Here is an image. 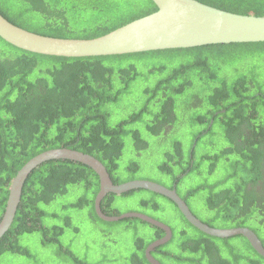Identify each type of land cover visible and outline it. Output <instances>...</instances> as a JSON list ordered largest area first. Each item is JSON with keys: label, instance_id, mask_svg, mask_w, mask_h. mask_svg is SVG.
I'll return each mask as SVG.
<instances>
[{"label": "trees", "instance_id": "trees-1", "mask_svg": "<svg viewBox=\"0 0 264 264\" xmlns=\"http://www.w3.org/2000/svg\"><path fill=\"white\" fill-rule=\"evenodd\" d=\"M200 1L232 12L264 16V0ZM156 9L151 0H0V12L12 23L59 38L99 37ZM8 46L9 51L0 49V221L18 171L36 155L65 147L97 157L115 184L146 179L172 188L178 180L177 191L183 198L188 195L184 198L188 203L194 196L207 193V210L221 217L207 224L229 223L228 228L247 225L264 244V83L252 65L250 74L239 70H235L236 75L227 74V66L237 58L263 60L264 43L94 58L44 56ZM141 81H147L140 91L143 103L121 117ZM196 84L202 86V93H209L207 98L198 95L202 93ZM191 99L190 110L198 109L206 99L210 107L194 119L201 129L186 147L173 135L179 120V100ZM219 125L225 129L227 147L203 153V145L212 144ZM152 140L161 147L158 153H150ZM157 159H161L160 164L155 163ZM222 161L232 168L231 175L183 193L182 186L192 175L205 166L210 179ZM145 169L157 172L150 170L146 175L142 173ZM99 190L97 174L83 164L50 161L37 168L25 185L11 229L0 240V264H5L7 256L35 258L23 241L28 235H40L43 247L56 245L61 249L68 229L80 232L68 215L46 209L71 191L77 192L76 200L67 203L65 209L89 207L109 227L135 224L137 231L148 229L146 235L135 238L130 264H150L146 248L166 233L140 219L103 221L95 213ZM137 196L146 214L172 229V240L153 252L163 264H264V257L244 236H209L192 226L171 200L152 192L109 194L102 209L107 215H120L115 201ZM162 205L173 210L181 227L164 216ZM48 218L62 219L60 224H49ZM109 243L114 245V241ZM175 243L176 248H171ZM63 246L67 250L60 252L74 264H92Z\"/></svg>", "mask_w": 264, "mask_h": 264}, {"label": "water", "instance_id": "water-1", "mask_svg": "<svg viewBox=\"0 0 264 264\" xmlns=\"http://www.w3.org/2000/svg\"><path fill=\"white\" fill-rule=\"evenodd\" d=\"M156 10L109 32L90 38H59L42 35L9 21L0 12V39L17 49L44 56L65 58H94L136 55L150 52L184 50L209 46L264 43V16L241 14L212 6L200 0H151ZM72 161L91 168L99 178L100 190L95 199V211L106 222L140 219L162 229L166 236L146 250L148 259L159 264L151 252L172 238L171 228L146 214L131 212L110 216L102 210L109 194L124 195L146 190L171 200L184 218L201 232L217 238L244 236L258 254L264 257V244L248 228H215L199 219L178 193L155 181L136 179L115 184L108 168L97 157L70 148H54L29 160L17 173L9 188L5 212L0 221V240L11 229L16 218L25 185L30 175L50 161Z\"/></svg>", "mask_w": 264, "mask_h": 264}, {"label": "rangeland", "instance_id": "rangeland-1", "mask_svg": "<svg viewBox=\"0 0 264 264\" xmlns=\"http://www.w3.org/2000/svg\"><path fill=\"white\" fill-rule=\"evenodd\" d=\"M0 49L2 51L10 50L9 46L1 40ZM255 58L256 57L253 56L237 58L233 64L227 66L228 76L236 75L237 73H235V70L250 74V65H252L253 71L260 73V81L264 83V57L263 60L252 61ZM145 82L147 81L139 82L136 91L129 98L128 106H126L127 112L125 111L124 113H121V117L128 112L130 113L137 109L139 103H143V92L140 91L142 90L141 86L144 85ZM195 88L196 90H199L200 93H202L203 88L200 84H196ZM208 94L209 93L206 92L198 95L205 99L207 98ZM192 99L186 102L179 100V109L177 111L179 120L173 135V139L178 138L183 142L184 145H186V147L189 146L193 135L201 129V126L197 124L194 119L198 114H204L210 107L206 99V102L204 104L201 103L198 109L190 110L187 106L190 105ZM181 103L184 104V107H180ZM117 119L118 118H114L113 121H116ZM224 132V127L219 125L216 128L215 135L212 138V144L203 145V153L215 152L227 147V142L223 135ZM168 147H170V145H168ZM160 149V145L156 144L155 140H152V148L150 153H158V150ZM161 159H157L155 163L160 164ZM150 170L152 172H157L155 169H145V171L143 170L142 173L148 175L145 172H149ZM206 170L207 168L203 166L195 175H192L188 181L183 184L182 187L183 191H185L183 192L184 194H186L189 189H194L203 182L209 181V183H213L214 181L222 180V177L228 174L231 175L233 173L232 168L229 167V164L226 161H222L220 163V168L210 179L206 175ZM155 178L162 181H167V179H161L158 176ZM235 180L236 179L231 182H234ZM76 195V191H71L67 196L57 199L55 203L46 208L49 213L60 212L61 216L68 215L72 219L73 224L80 229L78 234H75L72 228L68 229L62 238L63 243L73 251L75 256L80 257L82 260L92 262V264H130V256L134 250L135 238L144 234L146 235L149 232L148 229L140 228V231H137V226L135 224L109 227L105 223L99 221L94 215V212L89 209V207H86L83 210L65 209V205L67 203L75 202ZM206 197L207 193L196 195L189 201L188 205L195 215L203 217L201 218L202 220L205 222L211 220L212 222L213 218H207V216L210 217L211 212H209L205 206ZM137 198L127 201L124 199H117L115 201V208L121 212L120 215L131 212L146 214L141 206V202L139 201L140 197L137 196ZM162 211L164 216L169 218L175 225H178L179 227L182 226L179 219L175 218L176 215L173 210L169 209L165 205H162ZM61 219L62 218L52 220L51 218H48L47 223L60 224ZM215 219L221 220V218H214V221ZM218 225H221V222H218ZM189 233L192 236H195L193 232L189 231ZM109 240L114 241V245L109 243ZM23 241L34 252L35 258L27 260L25 258H19L16 256H7L5 259V264H74L70 259L66 258L65 254L60 252L61 249H59L58 246L52 245L43 247L40 241V235L38 234L28 235L23 239ZM63 243L61 244L63 245ZM236 244L238 245L239 243L237 242ZM171 248H176V243ZM243 251L246 253L245 247H243Z\"/></svg>", "mask_w": 264, "mask_h": 264}, {"label": "flooded vegetation", "instance_id": "flooded-vegetation-1", "mask_svg": "<svg viewBox=\"0 0 264 264\" xmlns=\"http://www.w3.org/2000/svg\"><path fill=\"white\" fill-rule=\"evenodd\" d=\"M263 172H264V168H263ZM177 184H178V180L176 181V183L174 184V186L173 187H176V189H177ZM226 194V193H225ZM181 195V194H180ZM188 196V195H187ZM187 196L186 197H184V198H187ZM182 197V196H181ZM183 198V197H182ZM183 198V199H184ZM185 201H186V199H185ZM187 202V201H186ZM187 204H189L188 202H187ZM209 208V207H208ZM215 208V207H214ZM217 209V208H216ZM103 210V209H102ZM212 212V211H211ZM216 212V211H215ZM215 212H212L211 213V215H210V217H208L207 216V218H221V217H219L217 214H215ZM147 215V214H146ZM149 216V215H148ZM197 216V215H196ZM153 218H156L155 216H152ZM199 219H201V218H203V217H199V216H197ZM257 218H259V217H257ZM202 220V219H201ZM204 223H207V222H205L204 220H202ZM211 221V220H210ZM213 223V222H212ZM228 224L229 223H221V225H218V222H214V226H215V228H224V229H228V227H226V226H228ZM208 225H210V224H208ZM210 226H212V225H210ZM214 226H212V227H214ZM242 228H244V227H242ZM245 228H248V229H251L252 231L254 230V229H252V228H250V227H248L247 225L245 226ZM172 230V229H171ZM165 232V231H164ZM166 233V232H165ZM165 236V235H164ZM172 237H173V233H172ZM172 240V239H171ZM157 241V240H156ZM155 242V241H154ZM154 242H152V243H154ZM151 243V244H152ZM169 243V242H168ZM150 244V245H151ZM149 245V246H150ZM166 245V244H165ZM65 246H67V245H65ZM148 246V247H149ZM147 247V248H148ZM161 247V246H160ZM60 248L62 249V251H63V253H65V251L67 250V248H65L62 244H60ZM147 248H146V250H147ZM159 248V247H158ZM157 249V248H156ZM155 249V250H156ZM146 250H145V257H146V259H147V261L150 263V264H153V263H151L150 261H149V259H148V256H147V253H146ZM154 250V251H155ZM154 251H152L150 254V256H152L159 264H163L162 262H161V260H160V257L158 256H155L154 254H153V252Z\"/></svg>", "mask_w": 264, "mask_h": 264}, {"label": "clouds", "instance_id": "clouds-1", "mask_svg": "<svg viewBox=\"0 0 264 264\" xmlns=\"http://www.w3.org/2000/svg\"><path fill=\"white\" fill-rule=\"evenodd\" d=\"M165 236H166V235H165ZM165 236H164V237H165ZM164 237H163V238H164ZM258 237H259V236H258ZM259 238H260V237H259ZM171 239H172V238H171ZM260 239H261V238H260ZM170 241H171V240H170ZM170 241H169V242H170ZM261 241H262V240H261ZM262 242H263V241H262Z\"/></svg>", "mask_w": 264, "mask_h": 264}]
</instances>
